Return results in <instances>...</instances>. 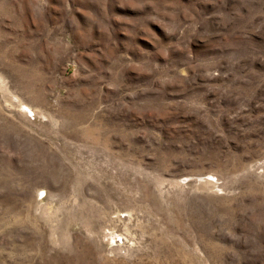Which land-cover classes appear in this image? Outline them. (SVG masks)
<instances>
[{"label":"rangeland","instance_id":"1","mask_svg":"<svg viewBox=\"0 0 264 264\" xmlns=\"http://www.w3.org/2000/svg\"><path fill=\"white\" fill-rule=\"evenodd\" d=\"M0 264H264V0H0Z\"/></svg>","mask_w":264,"mask_h":264},{"label":"bare ground","instance_id":"2","mask_svg":"<svg viewBox=\"0 0 264 264\" xmlns=\"http://www.w3.org/2000/svg\"><path fill=\"white\" fill-rule=\"evenodd\" d=\"M1 88H2V87H1ZM11 98H12V97H11ZM17 99H18V98H17ZM17 99H16V100H17ZM22 102H23V101H22ZM22 102H21V103H22ZM22 104H24V102H23Z\"/></svg>","mask_w":264,"mask_h":264}]
</instances>
